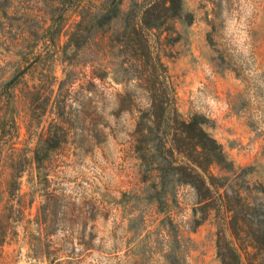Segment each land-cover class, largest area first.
Wrapping results in <instances>:
<instances>
[{
	"label": "rangeland",
	"instance_id": "rangeland-1",
	"mask_svg": "<svg viewBox=\"0 0 264 264\" xmlns=\"http://www.w3.org/2000/svg\"><path fill=\"white\" fill-rule=\"evenodd\" d=\"M108 1L0 0V264H172L171 253L175 264H222L219 232H231L219 200L211 209L190 185L162 208L148 198L156 173L145 178L131 132L150 95L118 67L108 27L66 49ZM184 13L192 21L149 35L179 111L206 115L227 157L264 185V162L249 161L264 149V0H184ZM58 125L67 141L39 169L40 137Z\"/></svg>",
	"mask_w": 264,
	"mask_h": 264
},
{
	"label": "trees",
	"instance_id": "trees-1",
	"mask_svg": "<svg viewBox=\"0 0 264 264\" xmlns=\"http://www.w3.org/2000/svg\"><path fill=\"white\" fill-rule=\"evenodd\" d=\"M180 17L189 22L193 18L191 13H184V0H143L125 12L121 0H109L77 23L66 49L78 52L108 27L112 53L121 60L118 67L128 73L130 80L139 81L150 95L148 106L139 110L131 132L145 178L156 173L148 198L162 208L165 196L177 185H190L200 202L211 209H216L214 201L219 200L231 232L230 237L219 232L217 254L221 263L264 264V185L247 180L250 168L239 169L227 157L223 145L208 132L212 122L206 115H182L168 66L151 44L150 34L175 31L172 21ZM65 134L58 125L57 131L41 135L34 158L39 169L49 151L67 141ZM214 168L219 169L218 174ZM51 196L55 202V195ZM96 212L102 210L97 207ZM168 258L172 264L177 263L172 253Z\"/></svg>",
	"mask_w": 264,
	"mask_h": 264
},
{
	"label": "crops",
	"instance_id": "crops-1",
	"mask_svg": "<svg viewBox=\"0 0 264 264\" xmlns=\"http://www.w3.org/2000/svg\"><path fill=\"white\" fill-rule=\"evenodd\" d=\"M231 119H232L231 117L225 119L226 124H224V125H228L229 124V121ZM238 135L240 136L242 143L245 144L247 142L249 136L248 135L246 136L245 133H241V134L238 133ZM219 136H221V133L215 135L216 138H219ZM258 145H259V142H256V143L252 144V147L254 146L253 148H255L254 151H257ZM262 152H264V149L263 148H261L260 152L257 153V155L255 156V158H249L250 164H252V165L254 164V165H256L258 167L261 162H264V158H260V155L262 154Z\"/></svg>",
	"mask_w": 264,
	"mask_h": 264
}]
</instances>
